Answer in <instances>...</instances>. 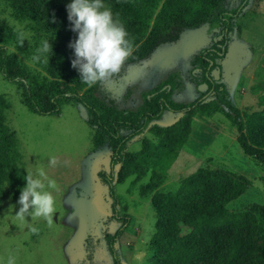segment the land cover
Here are the masks:
<instances>
[{"label":"rangeland","instance_id":"374dc122","mask_svg":"<svg viewBox=\"0 0 264 264\" xmlns=\"http://www.w3.org/2000/svg\"><path fill=\"white\" fill-rule=\"evenodd\" d=\"M75 1L82 5L105 38L116 42L120 24L125 19L111 20L108 8L89 0ZM241 0H228L235 9ZM0 26L28 35L23 23L14 19L11 9L0 3ZM219 29L202 25L184 30L179 41L161 47L140 65H127L118 76L114 67L105 88L121 109H135L169 76L182 83L173 100L189 104L206 91L199 85L200 70L193 58L209 49L218 39ZM10 71L19 62L34 64L14 48ZM222 82L234 105L243 114L258 115L264 133V0H249L236 17L235 27L225 57L218 60ZM64 69L61 73H65ZM63 91L82 93L87 87L60 79ZM206 102L215 101L209 93ZM0 105L9 137L16 144L20 162L28 175L22 193L15 195L7 185L0 204V264H115L105 232L114 235L122 227L116 215H129L130 223L116 240L114 249L121 264H165L153 247L161 218L151 197L142 190L152 181V163L173 151L182 140L176 156L165 174L152 182L155 190L176 192L183 179L199 169L208 168L218 177L228 175L231 184H248L245 193L226 204L236 214L255 218L264 226L262 160L247 156L237 142V132L221 111L211 116L191 111H166L160 120L152 121L128 145L125 161L113 170L115 198L98 173L111 172L107 146L93 147L95 130L86 122L84 109L64 103L60 116H41L28 110L23 90L7 81L0 72ZM225 182L213 184L218 198ZM116 206V213L113 210ZM245 228L241 237L248 246L238 264H260L264 260V227ZM233 231L215 234L220 242H228ZM218 254L211 253L201 264H216Z\"/></svg>","mask_w":264,"mask_h":264},{"label":"trees","instance_id":"16d2710c","mask_svg":"<svg viewBox=\"0 0 264 264\" xmlns=\"http://www.w3.org/2000/svg\"><path fill=\"white\" fill-rule=\"evenodd\" d=\"M9 6L11 15L23 23L28 35L18 30L0 26V72L3 77L23 90L28 110L41 116H60L62 105L71 103L84 109L87 124L95 130L94 149L107 146L110 151L111 172L100 171V181L107 185L115 198L113 170L125 161L131 140L140 135L152 121L160 120L164 112L191 111L201 116H211L221 111L230 126L237 132V142L249 157L262 160L264 171V133L259 128L258 115L243 114L234 105L225 85L217 80L221 76L218 60L227 53L230 34L236 17L248 5L241 0L235 9H229L228 0H89L94 5L108 8L111 20L125 19L120 24L116 42L105 38L81 4L67 0H0ZM208 25L219 29V39L205 51L196 55L192 63L200 70L199 85L206 91L189 104L173 100L181 88L174 75L150 92L135 109H121L116 99L105 88L111 77L109 68L117 75L127 65L138 66L161 47L179 41L184 30ZM14 48L28 58L36 68L19 62L11 72ZM64 69L66 72L61 73ZM218 72L216 79L212 72ZM60 79L87 87L82 93L63 91ZM211 93L215 101L206 102ZM182 143V140L179 141ZM170 153L152 163V182L165 174L176 156L180 143ZM224 181V193L217 197L213 184ZM28 181L16 144L9 137L0 105V204L5 184L15 195L22 193ZM152 182L142 192L152 193L151 202L159 215L161 225L153 240V247L165 264H201L216 252V264H238L248 246L241 237L245 228L263 229L253 216L236 214L226 204L246 192L248 184H231L226 175L218 177L208 168L199 169L181 181L176 192L155 190ZM264 182V176H263ZM116 213V206L113 203ZM259 215L264 224V211ZM122 227L111 235L105 232L115 264H121L114 244L121 236L129 215H116ZM233 231L228 242H220L217 233ZM264 264V260L262 263Z\"/></svg>","mask_w":264,"mask_h":264},{"label":"water","instance_id":"95a60500","mask_svg":"<svg viewBox=\"0 0 264 264\" xmlns=\"http://www.w3.org/2000/svg\"><path fill=\"white\" fill-rule=\"evenodd\" d=\"M217 75H218V72H217Z\"/></svg>","mask_w":264,"mask_h":264}]
</instances>
